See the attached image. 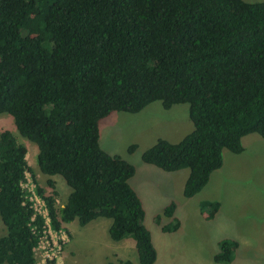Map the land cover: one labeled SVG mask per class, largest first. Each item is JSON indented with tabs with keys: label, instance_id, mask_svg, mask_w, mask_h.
Instances as JSON below:
<instances>
[{
	"label": "trees",
	"instance_id": "obj_1",
	"mask_svg": "<svg viewBox=\"0 0 264 264\" xmlns=\"http://www.w3.org/2000/svg\"><path fill=\"white\" fill-rule=\"evenodd\" d=\"M156 100L165 109L186 103L193 128L177 142L158 138L141 158L165 171L188 168L182 193L192 197L222 166L224 149L242 152L249 133L264 139V2L0 0V113L36 144L38 170L70 187L57 207L55 181L47 178L46 192L26 146L0 131V264H35L39 234L20 186L25 171L53 228L109 218L112 241L131 238L139 263L155 262L143 203L129 183L135 167L101 148L99 121ZM199 206L211 218L220 204ZM175 209L174 201L163 208L166 223L155 216L163 232L179 228ZM237 244L220 239L213 261L230 264Z\"/></svg>",
	"mask_w": 264,
	"mask_h": 264
},
{
	"label": "rangeland",
	"instance_id": "obj_2",
	"mask_svg": "<svg viewBox=\"0 0 264 264\" xmlns=\"http://www.w3.org/2000/svg\"><path fill=\"white\" fill-rule=\"evenodd\" d=\"M192 128L186 103L165 109L157 100L139 112L113 111L99 121L101 148L121 156L135 167L129 183L143 203V224L157 251L153 264H226L213 261L222 238L238 243L230 264H264V139L259 134L243 136L240 153L224 149L222 166L189 198L182 193L188 168L165 171L142 160L143 151L158 138L177 142ZM3 129L10 130L17 141L26 146L28 165L46 192L50 191L47 178L55 181L56 206H62L70 191L64 179L38 170L36 144L18 133L13 117L6 112L0 113V131ZM131 144L135 147L129 151ZM203 200H215L220 204L211 218L207 217L210 210L202 212L199 209ZM170 201L176 203L174 215L179 218L180 226L174 232H163L155 216L160 214L162 223L169 221L162 212ZM110 222L109 218L99 217L83 226L76 220L66 224L68 238L54 264H106L109 261L123 264L121 260L124 259L140 264L131 238L119 242L109 238ZM5 232L0 219V235Z\"/></svg>",
	"mask_w": 264,
	"mask_h": 264
},
{
	"label": "built area",
	"instance_id": "obj_3",
	"mask_svg": "<svg viewBox=\"0 0 264 264\" xmlns=\"http://www.w3.org/2000/svg\"><path fill=\"white\" fill-rule=\"evenodd\" d=\"M24 177L20 186L24 192V202H27L33 211L30 218V222L33 223L31 230L39 234L37 244L33 247L35 264H54L67 241L66 231L51 226L47 204L44 198L38 194L36 183L30 172L25 171ZM36 217H40L42 220L40 228L34 224Z\"/></svg>",
	"mask_w": 264,
	"mask_h": 264
},
{
	"label": "crops",
	"instance_id": "obj_4",
	"mask_svg": "<svg viewBox=\"0 0 264 264\" xmlns=\"http://www.w3.org/2000/svg\"><path fill=\"white\" fill-rule=\"evenodd\" d=\"M71 223H72V221H71V222H69V223H66V224L70 225Z\"/></svg>",
	"mask_w": 264,
	"mask_h": 264
}]
</instances>
